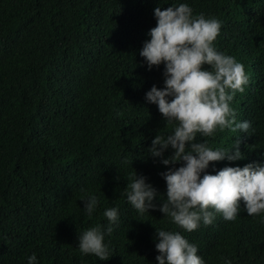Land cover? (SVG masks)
<instances>
[{
	"label": "trees",
	"instance_id": "16d2710c",
	"mask_svg": "<svg viewBox=\"0 0 264 264\" xmlns=\"http://www.w3.org/2000/svg\"><path fill=\"white\" fill-rule=\"evenodd\" d=\"M180 2L220 21L214 47L248 76L229 102L247 132L196 138L230 148L240 136L243 159L206 171L264 160V0H0V264H27L32 253L36 264H155V229L179 231L204 264H264V213L250 216L242 202L234 220L214 213L185 232L158 209L138 215L123 195L135 171L163 198L165 166L146 149L172 126L144 100L162 87L163 65L146 70L139 49L153 8ZM88 194L98 201L91 216L81 209ZM106 207L119 222L101 261L76 244L107 223Z\"/></svg>",
	"mask_w": 264,
	"mask_h": 264
},
{
	"label": "clouds",
	"instance_id": "9594fccd",
	"mask_svg": "<svg viewBox=\"0 0 264 264\" xmlns=\"http://www.w3.org/2000/svg\"><path fill=\"white\" fill-rule=\"evenodd\" d=\"M152 12L155 26L148 29L139 56L146 70L162 64L163 80L162 87L153 84L145 91L144 100L155 104L172 131L156 134L146 152L165 166L159 173L165 190L161 199L147 178L133 171L123 192L126 201L138 215L158 209L185 232L195 230L200 223L208 225L214 213L234 220L241 202L250 216L264 213V160L243 166L225 164L218 170L213 164V171L208 172L210 162L243 159L240 136L230 148H212L206 140L196 139L197 134L211 137L225 128L246 133L250 127L247 120L234 122V110L229 106L233 95L243 91L248 76L233 56L214 47L220 21L203 13L194 15L184 2L163 9L156 6ZM166 150H170L167 156ZM81 201V209L91 216L97 197L88 194ZM102 215L107 223L81 231L76 244L81 255L93 254L101 261L109 251L104 236L119 222L116 207H106ZM260 222L264 223V215H260ZM154 248L158 253L155 264H204L196 245L179 231L155 229ZM26 260L36 264L37 257L32 253ZM225 264L231 262L226 259Z\"/></svg>",
	"mask_w": 264,
	"mask_h": 264
}]
</instances>
